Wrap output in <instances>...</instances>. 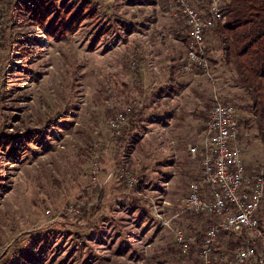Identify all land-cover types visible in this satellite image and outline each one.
I'll use <instances>...</instances> for the list:
<instances>
[{"label":"rangeland","instance_id":"374dc122","mask_svg":"<svg viewBox=\"0 0 264 264\" xmlns=\"http://www.w3.org/2000/svg\"><path fill=\"white\" fill-rule=\"evenodd\" d=\"M176 10L169 0H0V264H199L216 219L182 205L201 167L189 147L201 143L215 95L239 110L253 173L264 147L251 96L215 31L206 37L210 71L183 69L188 31ZM164 97L179 109L178 137L151 108ZM188 114L200 138L176 149ZM240 244L224 233L214 255L229 257Z\"/></svg>","mask_w":264,"mask_h":264},{"label":"built area","instance_id":"2783aa9c","mask_svg":"<svg viewBox=\"0 0 264 264\" xmlns=\"http://www.w3.org/2000/svg\"><path fill=\"white\" fill-rule=\"evenodd\" d=\"M170 5L182 11L188 31L186 57L183 69L189 72H209L211 61L208 54L207 33L225 23L226 1L208 0L200 6L193 0H169ZM127 107L110 123L119 129L127 121ZM200 144L191 145L190 152L200 159V174L189 184L183 211L205 214L214 220L202 239L199 264H215V258L226 264H264V237L261 227L264 202V164L253 173L248 169L240 148L242 123L237 106L214 97L208 119L204 123ZM125 169V167H124ZM122 173L138 187V177ZM235 233L241 244L229 257L215 256L214 247L221 235ZM260 238V239H259ZM259 239V240H258ZM184 252L189 251L190 242L182 231L177 235Z\"/></svg>","mask_w":264,"mask_h":264},{"label":"trees","instance_id":"16d2710c","mask_svg":"<svg viewBox=\"0 0 264 264\" xmlns=\"http://www.w3.org/2000/svg\"><path fill=\"white\" fill-rule=\"evenodd\" d=\"M225 1L228 10L226 14L230 19L211 31L219 35L225 61L234 64L239 80L251 96L248 108L254 117L257 137L264 147V0H230L229 3ZM207 2L208 0H197L200 6ZM39 11L34 10L32 18L36 22L38 19L39 24L44 26L47 15ZM70 22L76 21L71 19ZM67 25L61 22L59 27ZM31 132L27 134L30 135Z\"/></svg>","mask_w":264,"mask_h":264},{"label":"crops","instance_id":"0c3cea01","mask_svg":"<svg viewBox=\"0 0 264 264\" xmlns=\"http://www.w3.org/2000/svg\"><path fill=\"white\" fill-rule=\"evenodd\" d=\"M165 98H167V97H164L161 101L159 100L158 102H160L159 104L161 105H159V107H158V103H157V101H154V103L152 104L151 103V108H152V106H153V110L156 108L155 106H157V110H159V112H163V114H164V117H166V122H165V124H167V125H170L171 124V128L170 129H173V131H172V133L173 134H175L176 133V131H177V129H174V125H172L173 124V121L175 120V118H177L178 117V115H177V112L175 113V111H177V110H179L177 107H171V105H168V99H165ZM168 108H170V109H168ZM162 114V113H161ZM185 115V114H184ZM161 116H163V115H161ZM169 117V118H168ZM179 117H181L182 119H183V116H179ZM193 117H194V114H193ZM191 118H192V116H191ZM172 122V123H171ZM180 123H181V125L179 124V123H177V126H180V129H181V131L182 132H180L179 134H181V136L180 137H182V138H185L184 139V141H182V143H177V147H175L176 149H184L185 147H184V145L186 144V142L187 143H192V142H189L192 138L196 141L195 143H193V144H196L197 143V139H199L200 138V135L201 134H199V136L197 135V134H194L193 132H196L197 131V126H195L196 124H197V122L196 121H193V120H191L190 119V117H189V114L186 116V119H185V121L184 120H181L180 121ZM190 123H191V125H190ZM204 127V124H202V128ZM177 134L178 133H176L174 136H171V138H173V137H178L177 136ZM203 135V134H202ZM202 135H201V138H200V140L202 139ZM198 137V138H197ZM183 140V139H182ZM199 140V141H200ZM198 141V142H199ZM187 145V144H186ZM182 146L184 147V148H182ZM172 148V147H171ZM174 148V149H175ZM178 151V150H177ZM190 152V151H189ZM190 155L193 157V155L191 154V152H190ZM194 158V157H193ZM177 164H181V163H177ZM184 165V164H183ZM249 169V168H248ZM200 172V171H199ZM199 177V176H198ZM197 177V178H198ZM196 178V179H197Z\"/></svg>","mask_w":264,"mask_h":264}]
</instances>
